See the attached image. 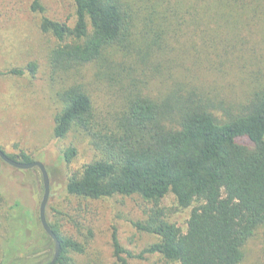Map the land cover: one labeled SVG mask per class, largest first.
Wrapping results in <instances>:
<instances>
[{
	"label": "trees",
	"instance_id": "obj_1",
	"mask_svg": "<svg viewBox=\"0 0 264 264\" xmlns=\"http://www.w3.org/2000/svg\"><path fill=\"white\" fill-rule=\"evenodd\" d=\"M71 1L73 27L46 17L40 23L43 33L61 43L49 58L51 75L69 78L95 65L96 77L108 83L117 100L103 113L96 112L80 84L61 85L56 92L61 108L53 137L76 131L97 152L70 175L67 195L138 196L150 206L134 227L156 241L133 254L113 233L118 264L146 255L159 257L153 264H241L245 244L264 226V0ZM32 10L44 11L38 0ZM170 54H186L193 70L179 57V74L160 70L164 61L171 62ZM229 67L244 76L241 93H219L200 82L201 71ZM36 72L30 62L24 69L0 71V77ZM156 83L164 90L158 95L151 92ZM76 154L75 147L67 148L65 163ZM6 155L34 162L25 152ZM168 195L179 208H190L185 232L166 219L161 202ZM14 207L16 216L8 213L2 222L0 264L21 260L17 255L31 229L29 211L19 203ZM47 222L60 243L55 264H77L72 254L84 253V246L57 221ZM42 231L51 244L42 263L47 264L54 243Z\"/></svg>",
	"mask_w": 264,
	"mask_h": 264
},
{
	"label": "rangeland",
	"instance_id": "obj_2",
	"mask_svg": "<svg viewBox=\"0 0 264 264\" xmlns=\"http://www.w3.org/2000/svg\"><path fill=\"white\" fill-rule=\"evenodd\" d=\"M34 1L0 0V71L15 67L24 69L30 62L37 66L34 76L25 73L23 77H0V147L8 155L25 152L45 165L50 186L46 218L60 223L67 235L84 246V253L72 254L77 264H118L113 256V233L120 246L133 254L156 241L153 235L134 227L135 222L145 218V211L150 206L138 196L84 200L67 195L65 187L70 175L96 159L97 152L88 139L76 131H71L64 139L53 137L54 116L61 108L56 92L61 85L77 83L85 87L93 98L96 112L108 111L117 95L107 82L96 77L95 65L81 67L69 78L51 75L49 58L61 43L50 33L41 31V20L46 17L73 27L75 6L71 0H38L44 10L39 12L32 10ZM178 57L183 66L193 70L186 54ZM178 57L171 58L170 54L171 62L164 61L160 70L169 71L173 76L179 74ZM226 71H221L226 74L212 68L201 71L203 79L200 82H204L208 90L214 87L219 93L225 89L241 93L244 76L236 72L237 67H229ZM163 91L160 83L151 88L155 95ZM69 147H75L77 154L67 165L63 152ZM42 197L43 183L38 168L19 170L1 162L0 248L2 222L8 213L16 216L17 209L12 211L14 204L19 203L31 216V229L25 233L23 247L17 255L21 260L16 264H42L45 252L51 247L39 220ZM161 206L165 209L166 219L185 232L190 208H179L172 195L164 198ZM243 251L241 264H264V226L247 241ZM158 260L156 255H146L141 260L130 259L129 264H153Z\"/></svg>",
	"mask_w": 264,
	"mask_h": 264
},
{
	"label": "water",
	"instance_id": "obj_3",
	"mask_svg": "<svg viewBox=\"0 0 264 264\" xmlns=\"http://www.w3.org/2000/svg\"><path fill=\"white\" fill-rule=\"evenodd\" d=\"M0 160L19 170H29L33 168L39 169L41 176H42V183H43V197H42V200L39 206V220H40V223H41V226L44 232L54 243V254H53L51 261L48 262L47 264H55L60 254V243L56 235L53 233V231L49 227L47 219H46V205H47L48 198H49L50 186H49V176H48L45 165H43L41 162H38V161H34L31 163H24V162L13 160L10 157H8L1 149H0Z\"/></svg>",
	"mask_w": 264,
	"mask_h": 264
}]
</instances>
